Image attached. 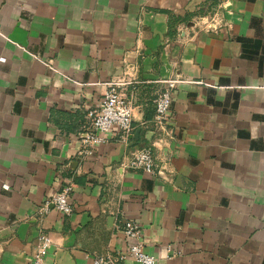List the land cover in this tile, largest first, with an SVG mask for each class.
<instances>
[{
    "label": "crops",
    "instance_id": "obj_1",
    "mask_svg": "<svg viewBox=\"0 0 264 264\" xmlns=\"http://www.w3.org/2000/svg\"><path fill=\"white\" fill-rule=\"evenodd\" d=\"M177 77L167 176L123 169ZM113 81L133 133L82 155ZM69 186L73 213L40 218ZM127 220L159 264H264V0H0V264H30L42 232L45 264L125 255Z\"/></svg>",
    "mask_w": 264,
    "mask_h": 264
},
{
    "label": "built area",
    "instance_id": "obj_2",
    "mask_svg": "<svg viewBox=\"0 0 264 264\" xmlns=\"http://www.w3.org/2000/svg\"><path fill=\"white\" fill-rule=\"evenodd\" d=\"M220 8V7H219ZM210 31L217 30L218 22L210 21L206 24ZM2 61L4 59H1ZM181 82L179 77L166 81L163 90L158 96L155 114L153 117L154 133L156 141L143 146L131 153L130 160L122 164L123 169L141 171L147 175L165 178L167 176L168 161L156 157V149L160 144H165L174 137L170 127L172 124L171 103L174 91ZM88 121L84 127L85 138L82 141V155H91L97 145L108 141V134L114 128L118 129L117 135L123 141H127L133 133V105L126 95V88L121 81H113L103 95L100 103L87 114ZM4 188L9 190V186ZM72 186L63 188L50 199L45 201L40 209L39 216L49 214L52 207L65 216H70L73 211L71 203ZM123 232L129 243L127 253L113 258L111 256H97L93 264H122L129 256L138 264H159L158 260L145 252L142 242V228L132 220L125 221ZM52 246V239L46 233H40L38 244L30 264H45V259Z\"/></svg>",
    "mask_w": 264,
    "mask_h": 264
}]
</instances>
